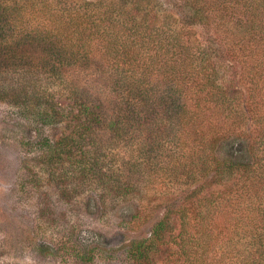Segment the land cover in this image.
I'll list each match as a JSON object with an SVG mask.
<instances>
[{
  "label": "trees",
  "instance_id": "16d2710c",
  "mask_svg": "<svg viewBox=\"0 0 264 264\" xmlns=\"http://www.w3.org/2000/svg\"><path fill=\"white\" fill-rule=\"evenodd\" d=\"M59 97L77 108L71 126ZM0 103L39 160L37 235L88 194L101 209L134 203L120 223L145 228L117 248L76 243L84 263L160 264L177 221L178 264H264V0H0ZM51 246L38 248H65Z\"/></svg>",
  "mask_w": 264,
  "mask_h": 264
},
{
  "label": "rangeland",
  "instance_id": "374dc122",
  "mask_svg": "<svg viewBox=\"0 0 264 264\" xmlns=\"http://www.w3.org/2000/svg\"><path fill=\"white\" fill-rule=\"evenodd\" d=\"M212 35L220 42L215 33ZM203 37L208 38L206 33H203ZM224 63H222L225 69L223 83L231 90L237 91L242 97L244 107H247L249 85L243 77L241 65L237 61L227 59ZM56 102L57 107L65 112L68 125L74 124L78 111L72 101L59 97ZM14 114L13 107L0 103V258H2L0 264H92L84 263L76 257L79 249L76 243H85L93 238L103 239L106 240L104 246L117 248L124 240H129L144 231V224L134 230H128L120 223L122 217L130 213L129 208L135 206L134 203L122 202L120 205L115 204L101 209V205L96 200L85 194L73 200L72 203H66L59 209L52 223L43 226L40 234L37 235L34 229L37 218L40 217V207L43 202L40 186L36 184L38 181H35L39 177L34 178L28 171V167L39 172V160L33 159L36 150L28 153L23 148L22 141L28 139L29 127L27 125L23 127L24 121L15 117ZM247 121V127L251 130L253 121L248 112ZM61 129L64 130L60 127L55 129V136L61 133ZM31 134L33 135V132L30 131ZM22 176L25 177L30 188L27 194L20 186ZM214 189L216 188L211 187L207 191ZM50 198L51 204L55 203L58 207L55 192L50 191ZM155 212L151 210L153 215ZM175 225L176 231L173 238L169 234L165 237V243L157 258L160 264H178L181 261L175 242L179 228L177 221ZM60 243H63L65 248L57 255L42 251L41 247L40 250L38 248L39 245L50 244L56 249V245ZM115 255L116 258L113 261L101 258L96 264H128L120 258L119 252Z\"/></svg>",
  "mask_w": 264,
  "mask_h": 264
}]
</instances>
